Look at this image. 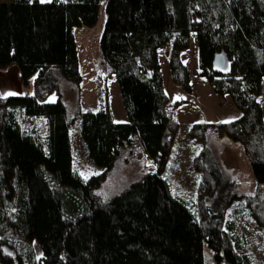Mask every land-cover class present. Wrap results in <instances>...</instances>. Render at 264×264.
Masks as SVG:
<instances>
[{"label": "trees", "instance_id": "16d2710c", "mask_svg": "<svg viewBox=\"0 0 264 264\" xmlns=\"http://www.w3.org/2000/svg\"><path fill=\"white\" fill-rule=\"evenodd\" d=\"M103 5L102 64L116 75L127 123L114 121L107 94L99 112L70 117L56 77L81 85L75 30L94 28ZM193 33L201 77L241 116L191 125L204 148L193 161L200 182L189 207L165 179L183 101L165 91L159 51L169 49L173 82L192 93L181 53ZM13 64L26 85L34 81L32 93L0 97V264H206L205 244L218 264H262L244 252L227 213L244 202L264 231V196L233 192L206 145L210 136L240 144L264 185V0H7L0 69ZM37 117L46 118V137L22 124ZM73 130L102 173L85 179L76 170ZM138 150L154 170L103 200L97 191Z\"/></svg>", "mask_w": 264, "mask_h": 264}, {"label": "rangeland", "instance_id": "374dc122", "mask_svg": "<svg viewBox=\"0 0 264 264\" xmlns=\"http://www.w3.org/2000/svg\"><path fill=\"white\" fill-rule=\"evenodd\" d=\"M52 1V0H51ZM4 3L7 0H0ZM106 23L105 6L100 10L99 20L94 28H77L76 41L79 50V62L83 81L75 86L65 80L59 73V89L63 102L70 117H79V112H99L105 104L108 95L110 109L116 123H127L126 114L119 84L115 74L107 73L103 64L99 44ZM169 49L159 51L162 77L165 91L172 103L183 101L175 111L174 117L179 123V133L175 141L173 153L168 164L165 179L171 184L174 195L182 197L192 207L197 199L200 175L196 172L193 161L201 153L204 146L189 136L190 127L199 123H227L241 116L229 97L216 95L207 80L201 77L199 69V51L197 35H191L190 47L181 53L182 62L188 67L192 93L184 91L173 82ZM227 62L221 56L217 66L224 68ZM34 78L26 85L18 65L13 64L6 69H0V97L10 98L33 92ZM15 93V95H9ZM180 97V99H177ZM56 101V95L51 96L50 102ZM264 112V84L259 97ZM23 126L31 132L46 137V118L23 119ZM73 143L74 167L82 175L89 178L103 172V168L95 165L87 155L85 144L78 130L71 131ZM206 147L219 165L226 181L234 183L233 192L243 196H264V185L258 186L252 166L246 157L242 146L226 138L219 139L210 136ZM154 170L153 162L138 150L134 158L126 163L119 161L106 182L97 191L103 200H108L139 180L144 174ZM234 208V209H233ZM227 213V218L236 223V234L240 237L244 252L264 264V231L259 227L244 202H238ZM37 257L42 253L35 245ZM206 264H218L213 254L205 244Z\"/></svg>", "mask_w": 264, "mask_h": 264}, {"label": "snow or ice", "instance_id": "6c2138e0", "mask_svg": "<svg viewBox=\"0 0 264 264\" xmlns=\"http://www.w3.org/2000/svg\"><path fill=\"white\" fill-rule=\"evenodd\" d=\"M41 3L51 2V0H40ZM9 95H15V93H9ZM177 99H180V97H177ZM52 102H55L54 99ZM224 122H230V121H224Z\"/></svg>", "mask_w": 264, "mask_h": 264}]
</instances>
